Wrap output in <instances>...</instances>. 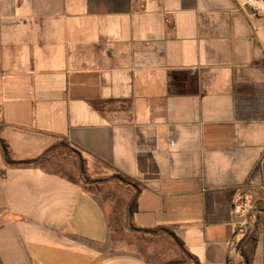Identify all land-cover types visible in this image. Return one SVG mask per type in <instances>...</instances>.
Returning a JSON list of instances; mask_svg holds the SVG:
<instances>
[{"label":"crops","instance_id":"crops-1","mask_svg":"<svg viewBox=\"0 0 264 264\" xmlns=\"http://www.w3.org/2000/svg\"><path fill=\"white\" fill-rule=\"evenodd\" d=\"M245 1L0 0V264H243L249 229L264 264V12Z\"/></svg>","mask_w":264,"mask_h":264},{"label":"rangeland","instance_id":"rangeland-1","mask_svg":"<svg viewBox=\"0 0 264 264\" xmlns=\"http://www.w3.org/2000/svg\"><path fill=\"white\" fill-rule=\"evenodd\" d=\"M59 153L62 155H71L70 149L64 148V147H62V149L59 150ZM104 198L108 199L110 203L109 205V208L111 209L110 210V226H111L112 231L116 234L125 233L127 229L131 228L128 221L124 222V218L126 215V209H125L126 200L127 199L129 200L128 202V205H129L130 202L133 200V196H131V194L128 195L125 192L124 188L114 186L111 189V191H106L104 193ZM258 207L260 206L258 205L255 206V211L258 209ZM257 217L259 218L258 220L256 219V221H258L259 223H261V225L264 226V213L260 214V216H257ZM248 233H251L250 229L245 232V235H247Z\"/></svg>","mask_w":264,"mask_h":264},{"label":"trees","instance_id":"trees-1","mask_svg":"<svg viewBox=\"0 0 264 264\" xmlns=\"http://www.w3.org/2000/svg\"><path fill=\"white\" fill-rule=\"evenodd\" d=\"M37 165L38 163L29 162L24 163L23 165ZM136 210V202L135 200H132L129 204V209L126 212V215H130ZM256 235L255 232L252 231L251 233H248L244 236L243 240L240 242V254L242 257L243 264H251L252 263V256H253V250L256 244Z\"/></svg>","mask_w":264,"mask_h":264},{"label":"built area","instance_id":"built-area-1","mask_svg":"<svg viewBox=\"0 0 264 264\" xmlns=\"http://www.w3.org/2000/svg\"><path fill=\"white\" fill-rule=\"evenodd\" d=\"M244 5L247 6L253 14H260L264 12V5L261 0H246Z\"/></svg>","mask_w":264,"mask_h":264}]
</instances>
